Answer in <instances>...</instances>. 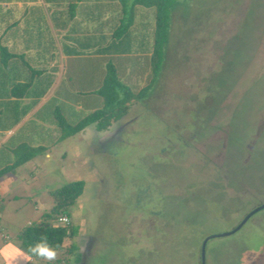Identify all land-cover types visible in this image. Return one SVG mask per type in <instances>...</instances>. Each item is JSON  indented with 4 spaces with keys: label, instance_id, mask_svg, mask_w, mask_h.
Instances as JSON below:
<instances>
[{
    "label": "rangeland",
    "instance_id": "374dc122",
    "mask_svg": "<svg viewBox=\"0 0 264 264\" xmlns=\"http://www.w3.org/2000/svg\"><path fill=\"white\" fill-rule=\"evenodd\" d=\"M137 14L131 46L146 48L153 14ZM167 38L150 97L136 100L119 122L58 140L34 121L11 137L12 145L49 148L0 180L8 245L18 248L16 232L51 212L53 192L81 183L61 209L74 230L63 247L75 250L28 264H200L205 238L232 231L252 203L264 201L257 198L264 195V0H178ZM83 79L71 85L73 99L58 91L35 119L51 120L57 102L66 121L77 123L86 113L71 107L94 98V80ZM263 250L260 210L235 233L208 240L204 264H263ZM2 261L13 264L0 255Z\"/></svg>",
    "mask_w": 264,
    "mask_h": 264
},
{
    "label": "trees",
    "instance_id": "16d2710c",
    "mask_svg": "<svg viewBox=\"0 0 264 264\" xmlns=\"http://www.w3.org/2000/svg\"><path fill=\"white\" fill-rule=\"evenodd\" d=\"M177 1L118 0L121 6L119 17L105 19V22H103L105 26L101 27L102 30L98 29L95 31L106 40V43L103 48L98 50L102 57L99 59L94 58V69H96L94 72L97 73V76H94V79L90 80L91 83L94 80V91L88 92L90 93L89 95L91 93L94 95V103H92L94 105L88 106V103L84 105L89 99L84 102L81 101L85 109L90 106L92 107L86 112L83 109L82 113L86 114L77 123L72 124V126L61 115L63 114V110L60 109L57 102L53 104V109L50 108L52 111L50 109L46 110L47 115L49 111L53 113V118L51 120L48 118L47 122L57 127V132L59 133L58 140L72 136L88 126H93L97 132L104 131L110 125L119 122L124 116L129 114L132 109L131 106L136 100L140 101L144 97H150L152 85L158 78L160 67L165 61L164 50L168 39L170 14L173 7L175 8L177 6ZM138 8L150 10L153 14V21L151 45L148 46L147 42L146 48L144 45L137 49L131 45L135 40V32H138L134 28V25L138 23L136 22ZM106 26H113V28H110L109 34L104 33ZM142 50L149 52V54L139 56V58L138 52H142ZM98 51H94V53H98ZM90 52L84 48L81 54ZM2 55L10 56V54L4 48H0V65L4 62L3 69L6 70L8 65ZM40 78H42L40 75H35V80L32 83L30 81L29 83H15L11 87H7L6 80L0 77V87H3L0 93L2 96L0 97V139L5 136L7 130L17 125L27 116L30 109L35 105L37 106L40 99L47 93L49 83L47 79L40 81ZM81 78H89V76L85 77L71 73L66 74L58 85V91L61 92L62 88L64 90V92H61L62 94L64 93L63 98L67 97V99H71L78 94L77 91L72 90L71 85L75 86L78 83L80 86H83L79 83L80 80H78ZM137 79L139 81L143 79L145 85L138 87L137 82L139 81ZM83 81L85 83L84 79ZM55 94L57 95V92ZM11 98H14V100L10 101ZM55 100L56 98H51L44 105V108L48 107V105L52 107L51 103ZM64 105V109L67 108V105ZM42 111L36 112V115ZM22 134L24 135V133ZM11 137L0 144V178L12 174L19 166L30 160L32 161L41 150H45V147L28 146L23 142H15L12 145L10 142ZM80 185V182L72 181L53 192L54 204L51 212L49 214L44 213L38 221L24 225L16 232L15 238L18 241V248L20 250L27 253L28 249L37 243L42 235H47L48 242L56 247L57 251H62L64 255L73 253L75 247L71 246V248L68 247L66 249L63 247L65 240L73 238L74 230L69 227L68 216L63 212L61 213V209L71 205L75 201L81 189ZM257 198L263 199L264 195L258 194ZM252 204H254V208L264 204V201H258ZM54 215L58 216V223H53L48 218ZM60 218H65L67 222L62 223L59 220ZM5 229V227L3 228L0 225L1 239L4 243H9L11 238H9ZM262 252L264 257V250ZM31 260L38 259L33 257ZM262 263L264 264V261Z\"/></svg>",
    "mask_w": 264,
    "mask_h": 264
},
{
    "label": "crops",
    "instance_id": "0c3cea01",
    "mask_svg": "<svg viewBox=\"0 0 264 264\" xmlns=\"http://www.w3.org/2000/svg\"><path fill=\"white\" fill-rule=\"evenodd\" d=\"M120 12L118 0H0V48H4L10 54L2 55L8 67L4 70L5 63H1L0 77L6 80L7 87L15 83L29 81L32 83L35 75L42 77L40 81L47 79L49 83L47 93L40 99L38 105L33 106L27 116L5 132L0 144L17 131L31 130L30 122L34 121H37L36 129L42 131L41 133L58 137L57 127L46 120L35 119L36 112L42 111L51 98L57 99L58 94L55 93L58 92V85L67 73L90 76V80L94 79V58L102 57L98 50L106 43V40L95 31L102 30L105 19L119 17ZM111 27L113 28L106 26L104 33L109 34ZM84 48L91 52L81 54ZM1 88L3 87H0V93ZM62 91L64 92L63 88ZM63 96L64 93L62 98ZM12 100L14 98L10 99ZM92 103L94 101L91 97L84 105L89 106ZM74 104L75 106L71 107L73 110H67L74 114L77 109L83 110L81 101ZM92 106L84 110L89 111ZM39 144L41 145L40 142ZM30 162L31 160L15 171L18 174L22 173ZM6 192L0 190V200ZM0 225L2 226V221ZM15 249L18 248L3 242L0 246V255L11 261ZM4 263L6 262L2 261V264Z\"/></svg>",
    "mask_w": 264,
    "mask_h": 264
},
{
    "label": "clouds",
    "instance_id": "9594fccd",
    "mask_svg": "<svg viewBox=\"0 0 264 264\" xmlns=\"http://www.w3.org/2000/svg\"><path fill=\"white\" fill-rule=\"evenodd\" d=\"M57 254L56 247L48 242L47 235H42L39 241L28 249L27 253L20 249H15L13 252V264H19L21 260L24 261V264H28L33 257L40 261L53 262L57 259Z\"/></svg>",
    "mask_w": 264,
    "mask_h": 264
},
{
    "label": "water",
    "instance_id": "95a60500",
    "mask_svg": "<svg viewBox=\"0 0 264 264\" xmlns=\"http://www.w3.org/2000/svg\"><path fill=\"white\" fill-rule=\"evenodd\" d=\"M264 209V204L262 205H259L258 207L254 208L252 211H250L246 217L243 219V221L235 228L233 229L232 231L230 232H227V233H224V234H217V235H211V236H208L207 238H205L201 244V247H200V264H204V250H205V245L207 243L208 240L214 238V237H223V236H227V235H230V234H233L235 233L237 230H239L242 225L244 224V222L249 218L251 217L253 214H255L256 212L260 211V210H263Z\"/></svg>",
    "mask_w": 264,
    "mask_h": 264
},
{
    "label": "built area",
    "instance_id": "2783aa9c",
    "mask_svg": "<svg viewBox=\"0 0 264 264\" xmlns=\"http://www.w3.org/2000/svg\"><path fill=\"white\" fill-rule=\"evenodd\" d=\"M62 223H66L67 222V220L65 219V218H60L59 219Z\"/></svg>",
    "mask_w": 264,
    "mask_h": 264
}]
</instances>
